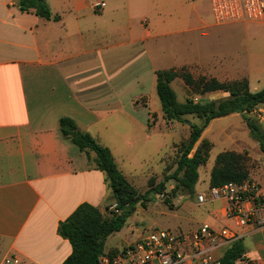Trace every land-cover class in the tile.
Segmentation results:
<instances>
[{"label":"crops","instance_id":"obj_1","mask_svg":"<svg viewBox=\"0 0 264 264\" xmlns=\"http://www.w3.org/2000/svg\"><path fill=\"white\" fill-rule=\"evenodd\" d=\"M46 1L59 20L22 10L20 0H0V264H62L73 247L59 234V223L83 202L101 209L115 203L95 153L63 137L62 116L108 146L135 185L137 176L122 168L149 143L159 156L165 129L179 123L162 111L140 118L128 110L145 95L137 88L154 85L157 69L229 63L256 44L264 52V20L218 23L201 0H193L192 19L173 20L164 12L181 0ZM237 29L244 33L239 48L218 40ZM251 115L264 127V104ZM169 155L161 157L164 167ZM250 155L257 163L249 180L264 194V153ZM210 174L189 202L199 210L194 229L228 225L245 245L246 260L239 264H264V227L225 218L227 201L211 197ZM201 193L204 203L198 202Z\"/></svg>","mask_w":264,"mask_h":264},{"label":"trees","instance_id":"obj_2","mask_svg":"<svg viewBox=\"0 0 264 264\" xmlns=\"http://www.w3.org/2000/svg\"><path fill=\"white\" fill-rule=\"evenodd\" d=\"M19 4L22 10H33L45 19H60V15L52 12L46 0H20ZM155 74L156 92L164 118L189 123L190 134L176 144L178 155L175 170L168 173L171 167L165 165L163 179L156 182L155 175L149 177L147 190L132 184L117 165L112 150L90 132L83 131L72 117L62 116L59 120L64 138L89 155L91 152L95 153L96 166L105 172L106 181L115 200V203L107 205L104 209L83 202L59 223V234L68 239L73 247L72 253L62 264H100L99 258L103 252L115 254L119 247L106 249L107 237L123 228L128 216L135 211L137 203L146 206L151 199L150 191L165 195L168 180H176L172 189L173 195L178 191L192 193L199 179V167L207 163L213 147L209 139L202 138L203 131L213 119L233 113L243 114L251 136L257 140L264 153V127L258 117L251 116L253 111L264 104V87L256 91L251 90L247 78L221 81L205 75L196 77L185 66L157 69ZM177 78H181L188 88V96L184 101L178 99L172 86V82ZM216 91H224L228 95L206 100H196L192 97L195 94L205 95ZM186 115L202 118L203 123L199 125L191 122ZM167 159L168 157L164 158L165 163ZM251 168V156L247 151H221L211 169L210 186H220L229 181L242 183L249 179ZM165 201L173 205L169 198ZM245 253L244 242L242 238H238L225 247L219 264H239L245 260Z\"/></svg>","mask_w":264,"mask_h":264},{"label":"rangeland","instance_id":"obj_3","mask_svg":"<svg viewBox=\"0 0 264 264\" xmlns=\"http://www.w3.org/2000/svg\"><path fill=\"white\" fill-rule=\"evenodd\" d=\"M201 3L204 5L205 11L214 18L211 0H201ZM164 15L168 20L183 18L185 15L192 19L194 17L193 0H181L180 4L169 6L164 12ZM250 23L253 24L255 22ZM243 36L244 33L237 29L233 32L231 31L230 34H219L218 40L220 42L229 41L230 44L236 42V48H239L244 43ZM165 48H167V44H165ZM162 49V46H157V53ZM261 49L260 44L254 45L252 52H247L245 49H242L234 58L230 59L229 63L225 61V63L216 65L192 64L185 67L196 77L205 75L207 77H216L221 81L247 78L250 81V87L256 90L264 87V52ZM172 86L176 90L178 99L184 101L188 96V88L184 81L181 78H177L172 82ZM136 94L145 95L135 99V105H127L128 110H131V112L140 118L147 117L150 111L153 112L155 117H157L158 113L160 114L162 110L156 92V83L152 85L151 82H147L139 86ZM227 95V92L216 91L205 95L195 94L192 97L196 100H206L212 98L217 99ZM138 104L139 107H136ZM251 116L254 117L256 115ZM186 118L199 125L203 123L202 118L192 115H186ZM164 133L166 134L165 140H163L165 145L159 156L157 155L159 151L156 149V145L149 143L143 147L144 149L140 153L139 159L136 157L133 163L128 164V167L124 166L122 168L123 170L126 169L124 171H127V173L131 174L129 172L131 171L137 176L135 186L142 190L148 189V179L145 175L162 173L164 167V163L161 161L162 156L170 154L166 156L168 159L165 165L171 167L168 173L175 170V161L178 155L176 144L189 136L190 126L187 122H179L176 127H172L171 129L166 128ZM202 138L209 139L213 147L207 163L199 167V179L194 186V191L192 193L178 191L176 195H173L172 189L176 184L175 179L167 181L165 195L150 191L149 196L151 199L146 203V206H143L140 202L137 203L135 211L128 216L123 228L107 237L105 240L106 249L110 247L120 248L127 242L137 239L139 233L147 232L153 228L170 229L174 233L193 230L199 225V210L197 207L190 205L189 202L197 197L198 190L196 186L198 189L203 190L207 187L208 174L215 163L217 154L221 151L231 149L240 152L247 151L249 155L250 153L256 155L262 151L258 146L259 143L257 140L251 136L250 128L244 119V115L241 113H233L213 119L203 131ZM170 145H172L171 149H169ZM255 163L257 161H253L251 157V166L253 167ZM158 174L155 175L156 182H160L164 177L163 173L161 175ZM166 198H169L173 205L166 203ZM224 250L225 246H220L213 251V254L220 257L223 255Z\"/></svg>","mask_w":264,"mask_h":264},{"label":"built area","instance_id":"obj_4","mask_svg":"<svg viewBox=\"0 0 264 264\" xmlns=\"http://www.w3.org/2000/svg\"><path fill=\"white\" fill-rule=\"evenodd\" d=\"M211 5L218 23L264 20V0H211ZM209 193L211 197L226 199L224 217L233 220L236 226L264 227V194L256 182L229 181L211 187ZM205 201L207 196L199 194L198 202ZM238 238V232L228 225L216 229L204 223L182 233L153 228L139 233L137 239L124 244L115 254L103 252L99 261L100 264H219L221 256H215L213 251Z\"/></svg>","mask_w":264,"mask_h":264}]
</instances>
